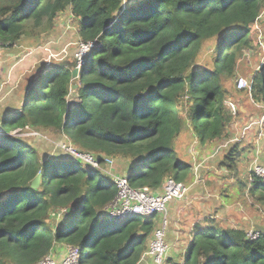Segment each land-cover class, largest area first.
I'll return each mask as SVG.
<instances>
[{
    "label": "trees",
    "instance_id": "trees-1",
    "mask_svg": "<svg viewBox=\"0 0 264 264\" xmlns=\"http://www.w3.org/2000/svg\"><path fill=\"white\" fill-rule=\"evenodd\" d=\"M263 10L264 0H0L4 48L52 32L67 11L81 23L82 41L95 43L77 80L74 65L36 74L20 112L2 120L0 264H41L60 244L79 248L80 264H139L158 215L111 218L106 208L119 192L112 176L73 157H42L12 134L52 132L102 165L105 157L125 162L119 175H128L133 189L160 191L170 177L186 185L191 165L177 140L193 132L210 149L228 139L237 116L226 105L227 81L237 80L243 52L253 50ZM209 43L212 67L201 66ZM74 84L79 98L69 101ZM254 95L264 104V68ZM240 143L223 159L228 172L238 170ZM248 191L264 206L263 179L250 174ZM257 232L250 239L212 216L194 225L184 264H264V232Z\"/></svg>",
    "mask_w": 264,
    "mask_h": 264
},
{
    "label": "rangeland",
    "instance_id": "rangeland-1",
    "mask_svg": "<svg viewBox=\"0 0 264 264\" xmlns=\"http://www.w3.org/2000/svg\"><path fill=\"white\" fill-rule=\"evenodd\" d=\"M56 22H57L56 26L52 32L47 33L45 35H41L39 37L29 38L25 36L14 46V47L22 46L23 48L29 47L30 50H33V51L28 50L27 53H24L23 51H25V49H20L19 53L20 56L22 55L21 56L22 59L29 55L30 56H33V54L35 55L39 51L36 50L38 49V47L40 50L43 49L42 52L44 55H42L43 57L41 58L39 63H37L35 67H34V63L30 64V67L31 66L32 67L31 68L29 67L30 69L27 68L28 70H26V72H31L30 78H33L37 74V71L39 70V66L42 64L53 65V64H61L65 62H70L74 64V66L76 64V58L80 49V45L84 43L79 36V29L81 23L78 19L73 17L71 11L64 13V15H61ZM252 40H253L252 43L254 44V48L250 52L247 50L243 52L239 64V69H238L239 73L237 76V80L233 82L227 81L230 93H229V99L226 101V105L228 106L229 103L233 104V106L230 107L231 108L230 110L233 115L237 116V118H235L236 121L239 120L240 115L242 116L244 115L243 111L245 109L252 110L253 108L255 111L254 115H257V110L261 111V114L258 113L256 117L254 116V118H257L254 119V121L260 119L261 115H264V109H262V106L264 105H261L263 103H261V101H256L254 99L255 98L254 79L256 74H258V72L264 68V10L258 25L253 30ZM17 47L15 49H18ZM1 48H4L2 42H0V51ZM212 48H215L213 43H209L206 46V48L202 52V55L198 59L199 65L203 66L208 63L210 67H212L211 66L212 60L215 55V53L211 51ZM14 63L17 62L14 61ZM42 73L43 71L40 74ZM37 76L39 75L37 74ZM241 78L246 80L248 84L247 89L239 88L238 81ZM46 85H47V81L42 86L36 84L33 94L40 95L42 88H44ZM27 98L28 97L26 96L25 100H27ZM240 121L238 122L235 129H231L232 126H234V122L230 125L229 128L231 130L229 137L230 139L226 141L224 140L219 141V144L216 147H214L212 149V152L207 157L203 158L202 161H199L197 159V151H199L197 146L190 147V153L193 154V160L192 163L190 164L191 170L192 168L194 169L195 173H197L198 179L197 182L193 185L194 188L188 191L189 195H187V197L185 198L188 200L185 199L177 200L178 201L177 206L171 207L170 205L171 203L167 205L169 211V221H168V228L166 230V241L169 245L171 244L167 240L168 235L170 238L172 237V239H174L176 238L175 231L177 228L182 230L185 229V227H187L188 231L191 229L190 233L188 231H182L183 235L181 236V238L184 237L185 239H187L185 240L186 245L188 246L186 248H189L193 238L190 239L187 237H188V233L190 236L193 235L194 225L211 218V216L215 214L217 211H221L218 214L219 217L217 218V221L220 224V226L223 227L224 229L246 230L247 234H249L252 231L259 230L257 227L264 228V206L259 202H256V200H254L250 196V192L248 191V187H249L248 184L250 177V172H249L250 162L247 159H245V157L243 156L244 153L242 154V157L239 161L238 170L236 173L230 172V175H228L220 165L221 160H223L222 159L223 156H225L229 152L232 146L235 145L236 142L241 140L244 136L246 137L245 132L247 131L245 129V126L242 129L244 124L240 125ZM12 135L16 136V138H21L29 142L42 157L72 158V155L67 153L66 150L63 149L64 146L69 142V140L66 139L64 141H61L60 136L57 135L56 133L46 132L43 134L42 132L32 131L29 128H27L26 130H17L16 132H13ZM198 143L199 142H197V144ZM240 146L244 147L245 145H243L241 142ZM119 163L121 165H119ZM124 164H122V162L120 161L117 164H115L116 166L115 168H117L118 166L119 168L118 172L120 173L117 174L116 173L117 171L114 168L113 171H116L114 175L121 174V172L124 170L125 167ZM204 167L212 168V170L215 171V172L211 171L206 176L207 177L206 179H207V183L209 182V185H211L210 186L211 188L217 189L216 194L218 193L221 195H226L227 193L230 195L229 196L230 200L227 201V203H229L228 208L219 209L218 207L215 206L216 200L214 198L208 200L203 197L202 195L203 190H201V185H200L201 181H199V174ZM217 171H221L219 174V175L222 174L221 177L215 175ZM234 174H237L235 175L236 179L237 178L242 179L244 185L242 186L238 185V187L236 188L234 187V185L228 187V184H224L223 187L221 188L218 187V185L221 182L225 180L229 181V179L233 178ZM221 178L223 179L221 180ZM186 186L189 185L186 184ZM210 194L215 195V193L212 192H210ZM199 209L200 211H198ZM176 210L177 212L180 211L181 215L184 212H187V214L184 216L178 215L177 217L178 226H176V222L172 219V212ZM195 211H198L197 215L199 216V218L197 220H193L191 218V215H189ZM157 217L159 218L158 220L159 223L156 227V231L153 237H151L148 242V249L144 253L143 258L146 257L147 253L149 252L150 242L155 238L157 231L162 228L163 220H161V217L159 215ZM54 219H58L57 216H54ZM113 222L114 220L111 219V224H113ZM189 226H191L190 229H188ZM63 248L66 249V246H61L58 252L54 251V253L51 254V256L49 257L51 263L54 262L55 264H63L67 256H69L70 247L68 246L67 252L66 250H63Z\"/></svg>",
    "mask_w": 264,
    "mask_h": 264
},
{
    "label": "crops",
    "instance_id": "crops-1",
    "mask_svg": "<svg viewBox=\"0 0 264 264\" xmlns=\"http://www.w3.org/2000/svg\"><path fill=\"white\" fill-rule=\"evenodd\" d=\"M67 12H69V11H67ZM62 15H64V14H62ZM16 47H14V48H1V51H0V125L1 126H2V120H4L6 117H8L10 115L18 114L20 112V110L22 109V106L25 103V97H26L25 87L28 84V82L32 79V78H30L31 72H26V70H28L32 67V66L30 67V64L34 63V67H35V65H37V63H39V61L43 57L42 55H44L42 52L43 49L40 50L38 47V49H36V50H39V51L35 55L34 54H33V56L29 55V56H26L25 58L22 59V57H21L22 55L20 56V53H19L20 49H25V51H23V50L22 51L24 53H27L28 50H30V48L29 47L23 48L22 46H20L21 48L17 47L18 49H15ZM30 51H33V50H30ZM14 61H16L17 63H14ZM44 66H45L44 64L39 66V70L37 71V74L39 71L45 69ZM257 105H260V104H257ZM261 105H264V104H261ZM262 109H264V108H262ZM243 112H244V115L243 116L240 115V118L238 117L239 118L238 121L235 120L236 122H234V126H232L231 129H235V127L237 126V124L240 120H241L240 125L244 124L242 129L245 126V129L247 131V132H245L246 137L244 136L238 142H242V144L245 145L244 147H242L244 149L243 156L245 157V159H247L250 162V170H251V167H253L255 162L262 164L264 166V130H263V128H264V115H261L260 119L254 121V119H257V118H254V116L256 117L258 115V113L261 114L260 110H257V115H254L255 111L253 108H252V110L251 109H245ZM262 114H263V112H262ZM242 129H241V131H242ZM229 130H228V139H230L229 137H230V133H231V130L230 131ZM16 131H14V132H16ZM228 139L226 138V139H224V141H226ZM197 142H198V140H197V138L193 132L185 133L177 140L176 150L180 154L181 158L184 161L188 162L189 164H191L192 160H193V154L190 153V147L191 146H197V148L199 149V151H197V159L199 161H202V159L207 157L212 152V149L219 144V142H216L214 144V146L209 149V147H200L199 143L197 144ZM224 157L225 156H223L222 159H224ZM222 162H223V160H221V162H220L221 167L223 168V170L226 171V174L230 175V172H228L222 166ZM115 169H116V171H118V166ZM124 170H125V167H124ZM211 171L215 172L212 170V168H208V167H204L200 171L199 181H201L200 182L201 183L200 184L201 190H203L202 195L205 199H208V200L211 198H214L216 200L215 206L218 207L219 209L228 208L229 203H227V201L230 200V197H229L230 195L227 193H226V195H221L218 193L216 194L217 189L211 188L210 187L211 185H209V182L207 183V179H206L207 177L206 176ZM220 172L221 171H217L215 173V175L221 177L222 174L219 175ZM224 176H226V175H224ZM197 177H198L197 173H195L194 169L192 168V170H191V178L192 179H191V182L188 183L189 190L194 188L193 185L197 182V179H198ZM226 177H228V176H226ZM222 179L223 178H221V180ZM224 184H228V187L234 185V187L237 188L238 185H241V186L244 185V182L240 178L236 179L235 175H234V177L229 179V181L225 180V181L221 182L218 185V187L221 188L224 186ZM223 190H224V188H223ZM210 192L215 193V195L214 194L211 195ZM187 195H189V193L186 194L182 200H184L187 197ZM185 200H188V199H185ZM177 204H178V201L176 200V201H173L170 205L172 207V206H177ZM198 211H200V209ZM198 211H195V212L189 214V215H191V218L193 220H197L199 218V216L197 215ZM220 212L221 211H217L212 216H214L217 220V218L219 217L218 214ZM186 214H187V212H184L181 215L180 211L177 212V210L172 212V219L176 222V226H178V220H177L178 215L184 216ZM190 227L191 226H189L188 229H190ZM182 231H188L187 227H185V229H182V230L177 228L175 231L176 238H174V239H172V237L170 238L169 235L167 234L168 235L167 240L171 244L170 245L171 251H170L169 257L171 260L176 262V264H184L185 252L187 250L186 247H188L186 245V241H185L187 239H185L184 237L181 238V236L183 235ZM190 231H191V229L188 232L190 233ZM189 233H188L187 238L192 239L193 237H192V235L190 236ZM177 241H180V242H177ZM189 243H190V241H189ZM61 246H66V249L63 248V250H66V252H67L68 246L65 244L57 245L54 251L58 252L59 249L61 248ZM139 264H154V262H153L151 257L146 256L142 259V261Z\"/></svg>",
    "mask_w": 264,
    "mask_h": 264
},
{
    "label": "built area",
    "instance_id": "built-area-1",
    "mask_svg": "<svg viewBox=\"0 0 264 264\" xmlns=\"http://www.w3.org/2000/svg\"><path fill=\"white\" fill-rule=\"evenodd\" d=\"M94 48L95 43H83L80 45L75 64L80 71L86 58ZM238 86L240 89L248 88V84L243 78L239 79ZM232 106V103L228 104L229 109H231L230 107ZM262 108H264V106H262ZM63 149L76 160H80L84 164L101 170L114 178L118 185L119 192L117 198L106 208L111 218L125 220L131 216L149 218L154 215H160L162 217V228L157 231L155 238L151 241L147 256L152 258L154 264H176V262L169 257L171 246L166 241V230L169 221L167 205L173 201L182 200L189 190L188 186L170 177L165 180L159 192L153 191L148 187L133 189L130 186L128 175H114V159L105 157L103 158L104 165H102L101 161L93 154L80 151L71 144L67 143ZM250 174L252 175V180L254 177H259L264 180V166L255 162L250 170ZM248 236L250 239H256L259 236V232L252 231ZM69 252V256H67L63 264H80V249L77 247H70ZM50 256L51 255L45 258L41 264H55L54 262L51 263L49 259Z\"/></svg>",
    "mask_w": 264,
    "mask_h": 264
},
{
    "label": "water",
    "instance_id": "water-1",
    "mask_svg": "<svg viewBox=\"0 0 264 264\" xmlns=\"http://www.w3.org/2000/svg\"><path fill=\"white\" fill-rule=\"evenodd\" d=\"M74 64L70 63V62H65V63H61V64H45V69L41 70L38 75L43 71V75L49 71H52L60 66H65V67H72ZM79 75H80V70L75 67L72 71V78L73 80H77L79 78ZM36 79H32L28 82V84L26 85L25 87V92H29L31 90V88L35 85L36 83ZM78 85L74 84L72 85V88H71V93L68 97V100L69 101H73L75 100L76 98H79V94H78ZM2 129V126L0 125V130ZM80 150V149H79ZM81 151V150H80ZM41 180H42V173H40L36 178L35 180L33 181L32 183V188L33 189H39L40 186H41ZM72 211V209H68V213H70ZM60 214H63V212H60ZM260 231L264 232V228L263 227H257Z\"/></svg>",
    "mask_w": 264,
    "mask_h": 264
},
{
    "label": "clouds",
    "instance_id": "clouds-1",
    "mask_svg": "<svg viewBox=\"0 0 264 264\" xmlns=\"http://www.w3.org/2000/svg\"><path fill=\"white\" fill-rule=\"evenodd\" d=\"M76 67V66H75Z\"/></svg>",
    "mask_w": 264,
    "mask_h": 264
}]
</instances>
